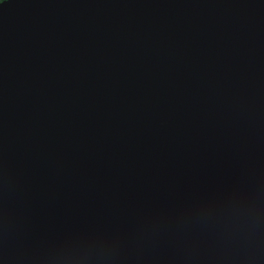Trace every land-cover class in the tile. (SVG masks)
<instances>
[{"label":"water","instance_id":"obj_1","mask_svg":"<svg viewBox=\"0 0 264 264\" xmlns=\"http://www.w3.org/2000/svg\"><path fill=\"white\" fill-rule=\"evenodd\" d=\"M0 264H264V0L0 3Z\"/></svg>","mask_w":264,"mask_h":264},{"label":"clouds","instance_id":"obj_2","mask_svg":"<svg viewBox=\"0 0 264 264\" xmlns=\"http://www.w3.org/2000/svg\"><path fill=\"white\" fill-rule=\"evenodd\" d=\"M0 3H4V0H0Z\"/></svg>","mask_w":264,"mask_h":264},{"label":"snow or ice","instance_id":"obj_3","mask_svg":"<svg viewBox=\"0 0 264 264\" xmlns=\"http://www.w3.org/2000/svg\"><path fill=\"white\" fill-rule=\"evenodd\" d=\"M7 2V0H4V3Z\"/></svg>","mask_w":264,"mask_h":264}]
</instances>
